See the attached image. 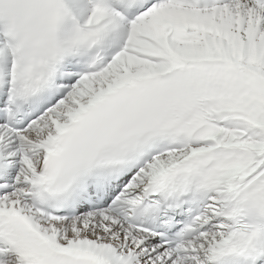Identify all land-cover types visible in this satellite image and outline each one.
<instances>
[{"label": "snow or ice", "instance_id": "1", "mask_svg": "<svg viewBox=\"0 0 264 264\" xmlns=\"http://www.w3.org/2000/svg\"><path fill=\"white\" fill-rule=\"evenodd\" d=\"M0 264H264V0H0Z\"/></svg>", "mask_w": 264, "mask_h": 264}]
</instances>
